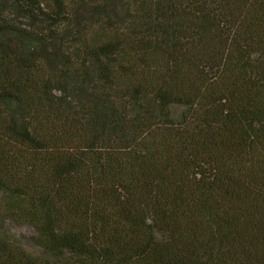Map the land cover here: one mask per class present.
Returning a JSON list of instances; mask_svg holds the SVG:
<instances>
[{"label": "trees", "instance_id": "16d2710c", "mask_svg": "<svg viewBox=\"0 0 264 264\" xmlns=\"http://www.w3.org/2000/svg\"><path fill=\"white\" fill-rule=\"evenodd\" d=\"M0 264H264V0H0Z\"/></svg>", "mask_w": 264, "mask_h": 264}, {"label": "rangeland", "instance_id": "374dc122", "mask_svg": "<svg viewBox=\"0 0 264 264\" xmlns=\"http://www.w3.org/2000/svg\"><path fill=\"white\" fill-rule=\"evenodd\" d=\"M10 228L11 229H14V228L18 229V232L16 233L17 237L20 238L24 242V244H26V247L29 248V250L34 248L33 244H30V243L28 244L29 234L27 232V228L23 229V228L16 226L14 224H10Z\"/></svg>", "mask_w": 264, "mask_h": 264}]
</instances>
